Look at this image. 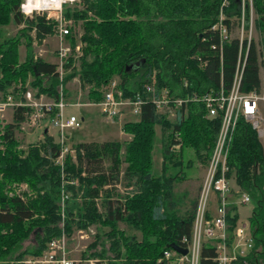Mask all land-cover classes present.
Instances as JSON below:
<instances>
[{
	"label": "trees",
	"instance_id": "16d2710c",
	"mask_svg": "<svg viewBox=\"0 0 264 264\" xmlns=\"http://www.w3.org/2000/svg\"><path fill=\"white\" fill-rule=\"evenodd\" d=\"M223 1L83 0L80 10L64 7L66 18L81 21L83 46L78 73L67 72L63 82L78 74L81 84L88 87L87 97L98 101L100 88L113 77L121 79L124 94L130 95L132 90L141 89L155 70L158 85L167 87L174 96H202L221 86L228 91L236 72L241 71V91H260L264 0H251L260 41L252 39L249 45L246 40L240 45L236 38L220 42L218 33L210 29L221 10L227 24L233 16L238 20L242 17L239 0H228L227 6L222 5ZM20 2L0 0V26L25 23L28 31L35 28L40 40L54 32V21L47 22L44 16L24 17L19 11ZM244 15L248 21V4ZM27 39L29 45V36ZM18 57L17 39L0 41V99L8 94L16 99L17 87L12 86L20 83L24 91L28 76L32 78L31 86L55 99L61 83L56 65L41 57L34 59L28 53L22 62ZM136 65L138 68L134 69ZM184 80L187 87L183 86ZM29 110L14 107L10 122L0 118V261L24 254L38 255L63 231L70 235L73 229L97 223L109 227L105 235L108 250L111 258L122 259V264H158L157 259L171 245H187L183 238L190 239L192 235L196 203L179 215L173 209V189L183 173L184 148L192 147L204 164L210 157L220 117H208L203 101L185 103L174 119L145 103L137 121L121 125V130L131 135L128 141L78 142L75 159L67 153L62 164L56 162L62 146L47 132L42 140L19 148L16 131ZM155 125L161 127L163 142L159 175L151 170ZM176 136L181 139V147L170 151ZM227 165V175H234L238 188L253 203L248 219L253 246L245 257L231 264H264V147L244 117H239L233 131ZM120 175L127 185L134 186V194L126 195L124 202L114 199L111 189L105 187L117 183ZM64 181L68 197L62 211L59 191ZM21 182L28 185L32 194L9 195L13 184ZM99 204L103 211L99 212ZM238 219L236 205L231 202L227 213L229 232ZM122 221L138 229L141 239L125 236L117 227ZM30 236V246L19 250ZM100 237L96 235L93 246L98 245ZM101 254L102 251L92 252L90 256ZM215 256L212 242L203 241L198 264H218Z\"/></svg>",
	"mask_w": 264,
	"mask_h": 264
},
{
	"label": "built area",
	"instance_id": "2783aa9c",
	"mask_svg": "<svg viewBox=\"0 0 264 264\" xmlns=\"http://www.w3.org/2000/svg\"><path fill=\"white\" fill-rule=\"evenodd\" d=\"M79 0H21L20 12L24 17L33 18L34 16H44L47 22L54 21L55 27L53 35L58 39L56 54V70L58 76L66 72L67 58L70 55V48L65 45V39L70 34L67 23L69 20L63 15L64 7L73 6ZM224 0L222 5L226 6ZM73 4V5H72ZM26 5L25 9L21 6ZM225 16L220 11L218 21L211 27L220 38V42L232 38L231 31L233 21L224 22ZM237 39L240 45L246 40L247 45L252 40L253 19L246 21L243 17L237 22ZM45 41V37L42 38ZM79 46H76V50ZM42 56V54H39ZM241 71H237L228 91L221 86L217 91L207 92L202 96L197 94L184 97L174 96L165 86L158 85L157 73L153 70L142 83V89H136L132 94L125 95L118 89L116 81H112L108 87L102 91V96L98 101L90 100L87 103L80 101L73 105H97L100 113L107 120H114L124 114L126 110L133 114L140 115L142 105L150 103L154 106L157 113L167 114L169 119H174L177 110L189 101H203L207 109L208 117H220V127L217 132L213 148L208 162L205 165L202 185L200 188L198 200L195 207L192 235L190 239L183 238L186 242L188 252L181 255L172 248L163 251L157 259L158 264H198L201 244L203 241H211L215 247V261L218 264H231L239 257H245L253 246V235L248 223H237L232 232L228 230L227 213L231 203L229 200L231 192V181L233 174L227 175V158L230 144L233 137V131L239 117H244L252 128L255 129L258 138L264 139V94L261 91L252 90L243 92L240 89ZM183 86L187 87V81H183ZM58 96L50 101H43V96L35 97L31 91H26L18 100L12 94H8L3 100H0V118L4 111L9 107H29L34 110V114L24 119L21 128H24L26 122L31 125H37V119L46 115L50 125L57 132V142L61 144V154L56 162L62 164L65 154L75 158V149H69L65 144L68 139L67 129L80 127L81 120L74 114L66 115L64 109L68 104L65 95L61 89H58ZM186 113V111H184ZM176 142L170 145V151H178L181 147V139L175 137ZM106 187V186H105ZM211 193L217 199L214 212L209 209V200ZM234 194L239 197L238 203L247 204L250 197L247 193L237 188ZM67 197V196H65ZM61 216L63 212H61ZM63 219V218H62ZM63 231L61 235L51 239L42 254L36 257H29L9 262V264H74L68 257L67 237ZM83 234V233H82Z\"/></svg>",
	"mask_w": 264,
	"mask_h": 264
},
{
	"label": "rangeland",
	"instance_id": "374dc122",
	"mask_svg": "<svg viewBox=\"0 0 264 264\" xmlns=\"http://www.w3.org/2000/svg\"><path fill=\"white\" fill-rule=\"evenodd\" d=\"M227 5L229 3L228 0ZM248 4L249 7V18L253 19V29H252V39L255 42L260 41V31L256 27L254 23V19L256 18L255 11L252 8V2L251 0H239L238 5L240 6L242 17L244 18V8ZM73 5V4H72ZM226 5V6H227ZM71 11L77 9L80 10L83 8V0L77 1L73 6L69 7ZM19 11H20V4H19ZM224 14V12H223ZM64 15V11H63ZM35 17V16H34ZM65 17V16H64ZM28 18V17H27ZM66 18V17H65ZM233 21V27L235 28L231 31L232 38L237 39V22H239L238 17L233 16L230 18ZM241 19V18H240ZM245 19V18H244ZM66 20H69L70 22L67 23V26L69 27L70 34L65 39V45L68 46L70 50V55L67 58V65L68 68L66 69V72L62 76V79H60V84L58 85L57 89H61L62 85V91L65 95V99L67 101V105L64 109V112L66 115L74 114L81 120V125L78 128L75 129H67L66 135L68 136L66 140V146L71 149L75 148V144L78 142H90V141H104V140H112V141H120L122 144L126 141H128L131 138V135H129L126 132H123L121 130V125L126 121H137L139 119L140 115L133 114L132 112H129L126 110L123 115L120 117L114 119V120H107L101 113L100 109L97 105H80L76 106L71 104L72 102L80 101L81 103H87L90 101L89 98H87V92L88 87L83 86L80 82L78 74H76L74 77H72L71 80L67 81L66 83L63 82V78L67 72H70L72 70H75L77 73L80 69V63H79V56L82 54V35H83V29L81 21H74L72 18H66ZM25 23H22L21 25H16L12 22H9L6 25L0 26V41L4 42L6 39H17L18 40V58L19 61L22 62L25 59L26 53L31 55L34 59L36 58H43L46 61L53 62L55 64L57 58L55 54V50L58 47V39L52 34H49L45 36V41H42V39L36 38L35 34V28L31 27L28 31L25 27ZM28 31V32H27ZM28 33V35H27ZM28 36L30 38V43L28 45ZM229 39V40H230ZM74 44V45H73ZM76 46H79V49L76 50ZM39 54H42L40 56ZM70 63V64H69ZM260 79H261V88L260 91L262 94H264V67H260ZM32 78L28 76V80L23 85L25 87V90L22 91V86L20 83L13 85L12 87H17V98L15 100H18L26 91H31L32 94L35 97H39L40 95L43 96V101H50L53 99L50 95H47L45 92H39L38 87L31 86ZM116 81L118 85V89L121 90L124 94V91L120 85L121 79L117 76L113 77L109 82H107L105 85H103L100 88V94L102 96V91H104L108 85L112 82ZM42 85H46L45 81H42ZM142 89V87H141ZM12 90V89H11ZM59 91V90H58ZM135 90L131 91V94ZM58 95V94H57ZM4 98H1L0 100H3ZM29 108V107H28ZM29 112L26 114L25 119L32 116L34 114V110L32 108H29ZM14 107L7 108L4 113L3 121H11L12 120V114H13ZM47 116L41 117L40 119H37L35 122H37V125L33 124L31 125L29 122H26L24 128L20 127L16 131V136L20 142L19 148H25L27 144L37 142L43 139L44 132H47V135L54 138V140L57 142V132L56 130L50 125L49 119H47ZM165 116L168 118L167 114ZM34 117L36 115L34 114ZM83 118V120L81 119ZM169 119V118H168ZM154 142H153V149H152V167L151 170L153 174L159 175L161 172V162L163 160L162 155V148H163V142H162V135H161V127L160 125H155L154 127ZM261 141L264 144V139H261ZM123 152V151H122ZM72 159H75L73 156H71ZM75 162V160H72ZM187 162H189L187 164ZM205 165L200 160L197 159V155L195 150L192 147L184 148L183 151V167H182V174L180 178L175 182L174 189H173V204H174V211H176L179 215L184 214L187 210H189L192 207L193 203H197L200 188L203 181V176L205 172ZM123 167L124 164H123ZM61 174L63 173L62 167L60 168ZM171 171V170H170ZM168 171V173L170 172ZM66 181L62 182L61 188L59 191V194L61 196V204L62 211L64 208V199L68 197V194L64 191L63 184H65ZM71 183V181H69ZM237 184L235 183V180L233 179L231 181V193L234 194V191L237 189ZM106 188H110L111 192L113 194V198H120L122 202L126 201L125 196L131 197L134 194V186L133 185H127L125 181L122 179V175H120L119 181L115 183L114 185L106 186ZM21 194L23 195H31L32 192L30 191L28 185L24 182L21 183H15L13 184L10 191H8L9 195L13 194ZM67 196V197H65ZM211 199L209 200V209L211 210V213L214 212V208L216 205L217 199L214 195L211 193ZM112 198V199H113ZM235 198V196H234ZM237 201L238 206V212H239V221L238 223L247 222L249 219V216L252 212L253 203L250 201L247 204H240L238 203L239 197L235 198ZM99 212L103 211L102 206L99 204ZM63 218V216H62ZM63 221L60 222V227H62ZM117 227L119 230H121L125 236L133 235L137 240L141 239V232L138 229H135L134 227H131L126 222H118ZM109 230V227L107 225L103 224H92L89 225L87 228H79V229H73L72 233L70 235L65 234L67 237V248H68V257L73 260L74 264H122V259H112L110 252L108 250V241L106 239V232ZM83 233V234H82ZM99 234L100 242L103 241V244H95L94 246L92 243L95 242L96 235ZM30 242H32V236L25 239L21 243V248L19 250H22L24 248H28L30 246ZM45 249V248H44ZM103 252V254L99 256H90L92 252ZM43 252V251H42ZM42 252L40 254H42ZM38 254V255H40ZM38 255H31V254H24L21 257H12L8 258L7 260L0 261V264H9V262L29 257H36ZM114 260V261H113ZM113 261V262H111ZM158 263V262H157Z\"/></svg>",
	"mask_w": 264,
	"mask_h": 264
},
{
	"label": "water",
	"instance_id": "95a60500",
	"mask_svg": "<svg viewBox=\"0 0 264 264\" xmlns=\"http://www.w3.org/2000/svg\"><path fill=\"white\" fill-rule=\"evenodd\" d=\"M131 67H132V65H129L128 68H131ZM133 68H134V69H137V68H138V65H136V66L133 67ZM171 248H172L173 250H175L176 252H178L179 254H181V255H186L187 252H188V249H187L186 247L180 246V245H178V244H173V245H171Z\"/></svg>",
	"mask_w": 264,
	"mask_h": 264
},
{
	"label": "crops",
	"instance_id": "0c3cea01",
	"mask_svg": "<svg viewBox=\"0 0 264 264\" xmlns=\"http://www.w3.org/2000/svg\"><path fill=\"white\" fill-rule=\"evenodd\" d=\"M87 98H88V97H87ZM71 104H73V102H72ZM81 119L83 120V118H81ZM7 122H10V121H7ZM104 141H107V140H104ZM109 141H111V140H109ZM260 141H261V139H260ZM261 143L263 144L262 141H261ZM263 147H264V144H263ZM237 188H238V187H237ZM234 196H235V198L238 197V196L235 195V194H231L230 197H229V200H230L234 205H236V210H237V213H238V216H239V212H238V206H239V204H237V201L235 200ZM242 205H243V204H242ZM238 221H239V220H238ZM238 221H237V223H238ZM242 223H248V224H249L248 221H247V222H242Z\"/></svg>",
	"mask_w": 264,
	"mask_h": 264
},
{
	"label": "clouds",
	"instance_id": "9594fccd",
	"mask_svg": "<svg viewBox=\"0 0 264 264\" xmlns=\"http://www.w3.org/2000/svg\"><path fill=\"white\" fill-rule=\"evenodd\" d=\"M31 3V0H29V4ZM27 6L26 5H22L21 8L25 9Z\"/></svg>",
	"mask_w": 264,
	"mask_h": 264
}]
</instances>
